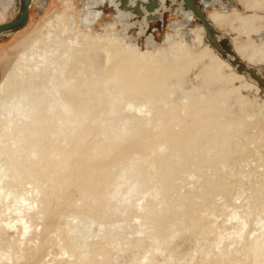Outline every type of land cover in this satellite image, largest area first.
I'll return each instance as SVG.
<instances>
[{"label":"rangeland","instance_id":"obj_1","mask_svg":"<svg viewBox=\"0 0 264 264\" xmlns=\"http://www.w3.org/2000/svg\"><path fill=\"white\" fill-rule=\"evenodd\" d=\"M236 1L235 8L224 14L210 8V19L231 39L237 55L261 68L264 77V0H249L246 6ZM90 2L33 0L28 25L0 36V55L7 56L1 62L0 120L11 98L7 92L11 75L16 100L28 92L32 102L38 99L37 108L22 118L15 133L18 137L25 132L21 150L33 146L47 149L46 168L40 158L31 161L25 155V211L30 209V202L41 199L52 215L48 227L54 232L46 246L45 264H237V259L240 264L262 263L264 248L257 257L253 237L260 235L262 245L264 88L250 80L249 74L235 70L206 40L201 24L186 21L182 14L170 13L162 23L147 25L151 31L147 34L137 27L138 19L131 28L118 22L116 8L109 1L97 2L99 7ZM106 5L110 11H103ZM96 8L100 12L93 15ZM16 13L13 2L0 0V23ZM31 33L34 38L28 50L13 49ZM69 40H77L78 45ZM99 46L112 47L124 58V68L117 75L120 88L134 96L155 99L159 108V99L183 104L190 98L191 117L182 130L173 123L177 113L163 108L171 127L165 152L152 154L146 143H134L140 136L151 135L159 118L148 126L132 113L115 112L112 103L102 108L90 100H80L85 81L96 72L86 69L75 81L74 68L59 59L71 54L74 58L88 56ZM44 54H50L54 67L64 69L68 81L59 75L54 84L48 67H37ZM210 65L215 74L207 76ZM68 82L77 92L68 88ZM91 112L98 113V121L87 125ZM53 151L59 152L58 159ZM195 153H199L197 158ZM19 173H15L16 178L21 177ZM84 174L83 181L80 175ZM19 185L14 184L15 191H22ZM76 188H80L78 193ZM254 191L256 203L252 200ZM68 198L72 206L63 211L62 224L68 242L79 253V263H73L63 251L53 217ZM37 212L36 222L41 225L46 211L40 207ZM235 213L241 218L231 219ZM249 227L257 232H252L247 242ZM18 228L2 231L8 242L0 247L1 259L10 244H15ZM220 232L224 240L219 250L215 245ZM37 245L35 233L25 250L26 258L35 255ZM219 251L230 254L231 260H222Z\"/></svg>","mask_w":264,"mask_h":264},{"label":"bare ground","instance_id":"obj_2","mask_svg":"<svg viewBox=\"0 0 264 264\" xmlns=\"http://www.w3.org/2000/svg\"><path fill=\"white\" fill-rule=\"evenodd\" d=\"M115 1H116L117 6L119 5L118 10H119V13L121 12L120 17L123 20V22L126 23V22L130 21L131 19H133L134 17H136L140 21V25H138L137 27L142 32L145 31V26L149 25L150 22H153V21L155 22V21H158L162 18L161 14L155 13V11L158 10L159 8L163 7L166 3V0H159V6L153 12V14H158L160 18H158L156 20H147L146 16L149 14V12L146 8V5H145L147 0H136L135 5L132 8L129 6L130 0H115ZM138 1H141L139 6H140V9L144 12L143 15H141V16H139L138 14L133 12L134 7L136 6ZM239 1L245 6L247 5V3H249V0H239ZM233 5H234V0L232 3L228 2V4H226V8L229 9ZM178 6H182L183 12L186 13L189 11L194 15V13L191 10L183 8V2L181 4H178ZM197 19L199 20V18H197ZM208 20H209V18H208ZM87 21L88 20H86L85 22H87ZM241 21L244 24V26H247L248 22L246 20L243 19ZM209 22H210V20H209ZM210 23L213 24L212 22H210ZM201 25L203 27L202 22H201ZM141 27H143V28H141ZM23 28H21V29H23ZM215 28L217 29L216 26H215ZM204 31H205V29H204ZM217 31H218V34L216 33L215 35L217 36L219 41H221L222 40V34H220V33H222V32H220L218 29H217ZM3 34H7V32L1 33L0 36ZM8 34H10V33H8ZM56 35L59 37L58 33ZM205 37H206V35H205ZM33 38H34V33H31L26 37L24 36L23 39L19 40L14 45L13 49L21 51V52H25L26 50H28L32 46ZM206 40L209 42V40L207 38H206ZM69 41H71V43H73L75 45H78L77 40H69ZM229 41L231 42L230 38H229ZM232 41L234 43L236 41V38L234 37L232 39ZM231 44H232V42H231ZM232 48H233V54L232 55H225V56L222 53L218 52L216 49L215 50L222 56V58H224V60L226 59L230 65H232V64L229 61V59L233 58V57H237L242 62H244L237 55L235 48L233 47V44H232ZM183 52L187 53V51H185V50ZM253 54H257V52H254ZM6 57L7 56L0 55V73H1V62ZM49 57H50V54H49ZM49 57L46 54L42 55L41 60L38 61L37 67L42 68V67H40V64L46 65L48 67L47 69L49 71V74H51L49 76V78H50L51 82L54 84L58 83V76L59 75H62V79L64 81H66V80L68 81L69 79L67 78V75H66L64 69L62 67H60V65H56V67H54V64L49 59ZM74 59H76V60H74ZM59 60L62 63L66 62V65L68 67L74 68V70L77 74L75 81H78V79H79L78 73H80V72L84 73V70H86V69H92V70H94V72H96L95 77H93L92 79L89 78L85 81L86 82L85 87L80 92V97H81L80 100L81 99L83 101L90 100V101L94 102V104L98 103L102 108L106 104L112 103V107L114 108L115 112H117L119 114L122 112L132 113L133 118L144 121L143 123L145 125H148V126L154 125V121L157 118H159V122L154 126V132L151 135L140 136L136 140H134L135 144H141L143 142L146 143L148 150L152 154H156L157 152L158 153L165 152V149H166L165 143L170 137L169 131H170L171 127L167 123L168 115L166 114V112L164 111L163 108H165L166 110H173L174 113H177V114L173 115V123H176L179 126L180 130H182L185 122H187L189 120V118L191 117L190 116L191 103L189 101L190 98L189 99L186 98L183 101V104L171 103V99L170 100H166V99L160 100L159 99V101L161 103V108H159L157 105V101L155 99L145 97V96H134L133 94L127 92L125 89L120 88L119 82H118L119 78L117 77V75L124 68V65L122 64L124 61V58L121 56L120 53H118L112 47L99 46L97 48H92L89 51L88 56L82 55L79 58H74V56L71 54V55H67L66 58L60 57ZM73 62H75V63L77 62V64L79 63L80 66L78 67ZM244 64H245L246 68L243 71H238L235 66H233V65L232 66L234 67L235 70H237L240 73L249 74L247 72V69L250 67H253V66L246 63V62H244ZM253 68L264 79L263 72L261 71V68H256V67H253ZM149 70H150V68L148 69V71ZM38 74L39 73H37V75ZM214 74L215 73H214V71L210 65L207 68V76L214 75ZM249 76H250V74H249ZM10 78H11V80L8 82L7 92L10 93L11 98L10 99L7 98L9 101L7 100L8 103L5 104L4 110H3V111H5V115L3 117V120H0V123L2 121V123L0 125V137H3L2 139L4 141L3 145L0 144V231H1L0 232V247L2 248L8 242L7 238L3 237L4 233L7 232V230H10L12 228H18V224H19V228H18L19 231H17V233H16L17 238H16L15 244H13L14 242L10 244V247L12 249L8 248L6 250V253L3 255V258L2 259L0 258V261L9 260V261H11V264H45L44 259H45V255H46V251H47L46 246L48 245V241L50 238H52L51 236L54 232L52 230V228L48 227V222L52 218V215L47 213V211H48L47 205L41 199H40V201L33 200L32 202H30L29 203L30 209L25 211V155L31 161H35L36 158H40L42 166L44 168H46L47 167V159H46L45 153L47 152V149L45 146H43V148H40L39 150H37L33 146L26 151H25V148H23L21 150L20 149L21 148L20 142L21 141L25 142V132H22L18 136L19 138L16 137V133H15L17 126L22 121V118L25 116V119H26L28 117L27 116L28 113L31 114L33 112V110L35 108H37L38 99H34L35 101L32 102V95H31L32 93L28 92L21 100H16L15 99L16 95H12L14 87H15L13 76L11 75ZM250 80L258 83L251 76H250ZM0 83H1V77H0ZM168 83L169 84L172 83L171 79L168 80ZM67 85H68V88L75 90L77 92V88H75V86H73L72 82H70V83L68 82ZM261 87H263V86H261ZM17 89L19 90L20 88H17ZM174 92H175V89L174 88L171 89V94H174ZM20 93L21 92H19V96H21ZM98 117L99 116H98L97 112H91L90 113V120L87 123V125L90 123L95 124L96 121H98ZM87 125L85 126V128L87 127ZM32 133L35 135H38L37 132L32 131ZM109 135L110 134L106 135V137H108ZM43 139H45V137ZM77 140L78 139L75 136L74 141H73L74 147L72 149V153L74 155H75V151H76ZM44 144H45V142H44ZM52 155H53V157L58 159L59 152L53 151ZM195 156L197 158L199 156V153H195ZM116 159H119L118 154L116 155ZM74 168H75V166H74ZM155 169H157V168H155ZM188 169H190V167ZM16 172H20L19 173V174H21L20 178L15 177ZM190 172L195 177L197 176V173L195 172V170L191 169ZM203 173H204V171H203ZM80 178L84 181L85 180V174L80 175ZM15 183L20 184L19 186L22 188V191H19V192H18V190L15 191V189H14ZM36 186L38 188H40L41 184L37 181ZM54 188L56 190V193H58L59 185L57 183L54 185ZM79 190H80V188H76L75 192L78 193ZM256 194H257V192L254 191V197L252 199L254 201V203L257 202ZM72 196L73 195H71V197ZM127 202L129 203V201H127ZM71 206H72V200H71V198H68L62 206H58V210L56 211V213H54L53 217L55 218V220L58 224V228L56 230L57 234H58L57 239H59L60 244L63 246L62 247L63 251H65L69 255V257L72 259L73 263H79V253L68 242V234L66 233L65 227H63V224H62V220L64 218L63 211L70 209ZM40 207L44 211H46L45 213L47 216V218L45 219V221L41 225L37 224V222H36V219L39 217V214L37 211ZM237 218L238 219L241 218L237 213H235L231 217V219H237ZM254 219H256L255 216L252 217L251 223L254 221ZM261 220H263V219H261ZM17 221H18V224H17ZM246 222H245V224H246ZM25 223H26V226H25ZM32 226H35L36 228H38L37 230H35L37 232L31 230ZM2 231H5V232H3V235L1 234ZM252 232H257V230L254 231V228L253 229L250 228L248 230V233L246 236L247 242H249V238H250V235ZM35 233L38 236V245L36 248L35 255L32 256V258H29V257L26 258L25 257V250L27 249V247L29 245H31L32 235ZM261 235L264 236V230H263ZM259 236L260 235L256 234L253 237V239L256 240V242L253 246V252H254V254L256 253L257 257L260 256L259 255L260 253L263 254V252L260 250L262 248H264V239H263L262 245H261V243H260L261 240H259ZM108 237H109V239L111 238L110 235H108ZM223 240H224V236L220 232L217 243L215 245V248L220 250L222 248L221 244H222ZM119 244H120V246H122L121 242H118V245ZM195 250H196V248H194V251ZM221 252H222V250H221ZM221 252H220V254L222 255V257H224V259L222 258V260H226V259L231 260L230 254L225 255L224 253H221ZM16 254H18L19 256L14 261ZM191 255L192 254H189V256H191ZM240 259H241V257H240ZM218 260H219V258H218ZM59 261H62V260H59ZM209 261H210V259H209ZM261 261H262V263L259 262V260L256 263L257 264H260V263L264 264V259ZM53 263H55V262L53 261ZM231 263H233V262H231ZM236 263L240 264L241 261L239 259H237ZM91 264H93V263H91Z\"/></svg>","mask_w":264,"mask_h":264},{"label":"water","instance_id":"obj_3","mask_svg":"<svg viewBox=\"0 0 264 264\" xmlns=\"http://www.w3.org/2000/svg\"><path fill=\"white\" fill-rule=\"evenodd\" d=\"M32 0H21V5H20V10L18 15L4 23H0V34L7 32V33H12L20 30L23 28L28 20H29V7L31 4ZM229 3H232L233 0H226ZM183 2V8L184 9H189L191 10L194 15L199 18V20L202 22L203 27L205 29V35L206 38L209 40V42L213 45V47L220 53H222L224 56L225 55H232L233 54V48L232 44L229 41V38L226 37L223 33L222 34V40L219 41L217 36L215 35L216 33L218 34L217 29L213 24H211L205 15L203 9L199 8L196 4L195 0H182ZM140 3L141 1H138L136 6L134 7L133 12L138 14L139 16L143 15V11L140 9ZM146 8L149 12V14L146 16L147 20H156L159 17L158 14H153L155 9L159 6V0H147L146 2ZM229 61L233 66L237 68L238 71H243L246 66L244 62H242L239 58L233 57L230 58ZM247 72L250 74V76L255 79L260 86L264 87V79L262 78L261 75H259L256 70L253 67H250L247 69ZM1 77V73H0Z\"/></svg>","mask_w":264,"mask_h":264},{"label":"flooded vegetation","instance_id":"obj_4","mask_svg":"<svg viewBox=\"0 0 264 264\" xmlns=\"http://www.w3.org/2000/svg\"><path fill=\"white\" fill-rule=\"evenodd\" d=\"M39 1H41V3H42V1L43 0H39ZM91 2H90V4H92V5H96V7H99V5H97V2H99V1H103V0H90ZM96 1V2H95ZM107 1H109L115 8H116V13H114L115 14V17H117V20H118V22H123V20L121 19V17H120V14H121V12L119 13V10H118V6H117V4H116V1L115 0H107ZM196 1V4H197V6L199 7V8H201V9H203V11H204V13H205V15L209 18V20H210V22H213L211 19H210V15H211V13H210V11H209V9L211 8L212 10H215V11H217V12H219L220 14H224L225 12H228V11H231L233 8H235V6L237 5V1L236 0H234V5L231 7V8H226V4H228V2L226 1V0H213V2H208L209 0H207V2H205V1H203V0H195ZM212 1V0H211ZM7 2L10 4L11 2H13L16 6H17V13H16V15L12 18V19H14L17 15H18V13H19V10H20V5H21V0H7ZM135 2H136V0H130V2H129V5L131 6V5H135ZM33 3V0L31 1V4ZM40 3V4H41ZM182 3V0H166V3H165V5L163 6V7H161V8H159L158 10H156L155 11V13H160L161 14V16H162V18L160 19V20H158V21H153V22H150L149 23V25L150 24H152V25H156V24H159V23H162V21H163V19H164V17L166 16H168L170 13L171 14H182L183 15V17L185 18V20L186 21H188V22H191V21H194V22H196V23H198V24H201V21L200 20H198L191 12H183V10H182V6H178V4H181ZM31 4H30V7H29V20H30V9H31ZM42 5V4H41ZM102 6V5H101ZM105 8L107 9V10H109L110 9V6H108V5H106V6H104V8H103V11L105 10ZM94 11H96V12H94V14L93 15H97L96 13L97 12H100V10L98 11L97 10V8L94 10ZM110 11V10H109ZM92 14V13H91ZM12 19H10V20H12ZM115 19V18H114ZM9 20V21H10ZM29 20H28V23H29ZM136 20H137V18L136 17H134L133 19H131L130 21H128V23H125V22H123L125 25H126V27L127 28H131V27H135L134 25H135V22H136ZM8 22V21H7ZM28 23L26 24V26L28 25ZM216 27H217V29H218V26L216 25V23H213ZM25 26V27H26ZM176 26H179V25H176ZM202 26V25H201ZM24 27V28H25ZM204 29V28H203ZM20 31V30H19ZM145 31H146V33L147 34H149V33H151V31L149 30V29H146V26H145ZM205 32V31H204ZM221 32V31H220ZM8 34V33H7ZM7 34H3V35H7ZM2 36V35H1Z\"/></svg>","mask_w":264,"mask_h":264},{"label":"crops","instance_id":"obj_5","mask_svg":"<svg viewBox=\"0 0 264 264\" xmlns=\"http://www.w3.org/2000/svg\"><path fill=\"white\" fill-rule=\"evenodd\" d=\"M203 1H205V2H207V0H203ZM208 2H213V0L211 1V0H209ZM130 6V5H129ZM134 5H131L130 7L132 8Z\"/></svg>","mask_w":264,"mask_h":264}]
</instances>
